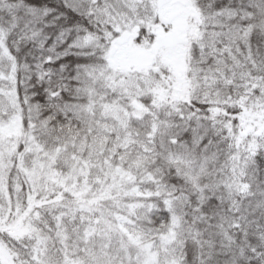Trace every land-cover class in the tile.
Returning <instances> with one entry per match:
<instances>
[{
	"label": "snow or ice",
	"instance_id": "1",
	"mask_svg": "<svg viewBox=\"0 0 264 264\" xmlns=\"http://www.w3.org/2000/svg\"><path fill=\"white\" fill-rule=\"evenodd\" d=\"M0 264H264V0H0Z\"/></svg>",
	"mask_w": 264,
	"mask_h": 264
}]
</instances>
